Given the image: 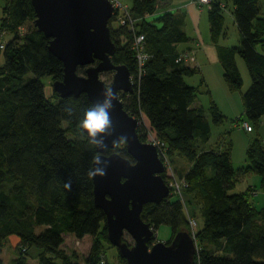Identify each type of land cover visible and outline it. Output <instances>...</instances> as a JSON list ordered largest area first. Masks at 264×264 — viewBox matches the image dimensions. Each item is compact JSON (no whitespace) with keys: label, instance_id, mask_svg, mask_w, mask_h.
<instances>
[{"label":"trees","instance_id":"16d2710c","mask_svg":"<svg viewBox=\"0 0 264 264\" xmlns=\"http://www.w3.org/2000/svg\"><path fill=\"white\" fill-rule=\"evenodd\" d=\"M131 1V24L117 20L115 10L108 21L116 44L111 59L125 64L132 75L133 91H120L119 97L127 112L139 120L136 130L142 141L151 132L165 147L166 156L177 153L189 160L183 190L196 193L203 215L195 232L194 264H264V204L256 208L252 197L256 189L250 185L244 191L233 189L251 170L260 174L264 186V144L259 133L264 114V50L257 48L264 43V16L259 0H232L231 9L227 0H211L206 5L210 39L216 45L227 88L242 87L237 56L244 60L251 77L249 86L241 91L246 120L238 116L234 122L239 126L248 122L256 134L246 150V165L238 169L231 162L229 141L217 148L205 147L210 121L202 105H192L197 87L186 80L197 73V67L191 66L192 62H175L180 52H192L175 48L176 43L188 39L180 27L181 18L169 10H157L161 0ZM4 2L0 35L7 32L10 36L0 40V248L15 234V248L20 252L11 264H33L25 254L31 245L42 249L37 264H110L101 253L105 214L93 202L96 143L81 134L79 125L91 102L86 93L61 97L53 88L54 100L46 96L40 78L62 79V61L49 50L50 38L33 22L20 35L19 28L35 18L31 0ZM226 9L240 33L235 46L220 43ZM138 34L144 35L147 54L140 72L133 48ZM28 72L33 76L25 79ZM209 110L214 123L226 118L212 98ZM116 150L131 159L123 141ZM170 189L160 203L145 204L141 216L154 228L168 224L173 235L188 229L189 217L183 199ZM38 227L43 228L36 231ZM67 233L78 239L85 235L93 238L82 262L64 251ZM203 241L221 248L222 253L201 247ZM119 257L126 264L125 258Z\"/></svg>","mask_w":264,"mask_h":264},{"label":"water","instance_id":"95a60500","mask_svg":"<svg viewBox=\"0 0 264 264\" xmlns=\"http://www.w3.org/2000/svg\"><path fill=\"white\" fill-rule=\"evenodd\" d=\"M33 24L48 36V48L62 61V79L52 81L61 97L86 93L91 104L111 100V126L91 138L98 154L93 161V202L105 214L106 236L126 264H194L197 251L188 229L177 230L169 240H157L154 227L141 216L147 203H160L170 194L163 173L165 164L157 147L142 141L139 120L123 107L119 92H132L129 68L111 59L116 44L108 21L115 8L110 0H31ZM85 66L84 73L78 68ZM112 71L107 84L100 74ZM107 89V93H105ZM123 141L131 159L116 150ZM99 142V143H97ZM103 170V174L94 173ZM128 233L130 243L124 238Z\"/></svg>","mask_w":264,"mask_h":264},{"label":"rangeland","instance_id":"374dc122","mask_svg":"<svg viewBox=\"0 0 264 264\" xmlns=\"http://www.w3.org/2000/svg\"><path fill=\"white\" fill-rule=\"evenodd\" d=\"M121 5L131 6L132 1L131 0H116ZM227 6L231 9L232 0H227ZM262 6H263V12H264V0H261ZM5 5L4 0H0V25H1V18L3 16V6ZM205 12H204V20L199 25L200 30L205 36L208 35V19H207V7L204 6ZM33 20L29 19L23 26L19 28L20 35H23L30 24H32ZM9 33H1L0 40L5 41L9 38ZM221 42L225 45L229 46H235L239 44L240 41V33L238 30V27L234 21V16L230 12V10L226 9L224 11V26L221 33ZM183 46H188L189 44L181 43ZM199 58L202 62H205L206 64L203 66L204 73L202 72L200 74H194L191 77H187V81L191 84H194V86L197 87V96L196 100L203 106L204 112L206 116L209 118L210 126H211V133L210 138L208 140V143L205 144V147H213L217 148L216 146H221V143L225 140L226 142L229 141L230 149H231V162L232 165L235 167V169H238V167L244 165L246 160V150L248 147L249 142L252 140L254 135L256 134L255 130L250 131V126L242 128V126L237 125V122H234L236 117L241 116L242 119L246 120V116L244 114V108L241 100V91H244L251 82V77L248 72L247 66L244 62V60L237 56V64L239 66L243 83L241 90H234L231 91V97H226V94H224L223 90L226 89L227 83L224 80L223 76V70L221 69L219 72L218 68L213 64V62H210V60L207 59L203 54H199ZM3 55L2 50L0 51V62H2ZM85 66H81L78 68V73L83 74L84 73ZM198 71V70H197ZM195 72V70H194ZM112 71H105L100 74L101 79H103L107 84H110L112 82ZM204 75L206 77V81L203 84H200V77ZM33 76L32 72H28L24 78H30ZM41 81L44 85V92L46 96L50 97L51 100H54L52 98V80L51 76L44 75L41 78ZM228 87V86H227ZM227 91V90H226ZM228 93V91H227ZM210 98L215 100L216 103H218L219 108H222L223 111L226 113V118L220 122V123H214L211 120V113L209 110L210 105ZM145 120V119H144ZM263 123L262 126L260 125V135L262 142L264 144V117L262 118ZM261 123V122H260ZM64 125H66V122H63ZM149 132V129H148ZM163 162L165 164V174L164 177L167 180V183L169 186H171L173 192L177 193V196H179L178 189L182 191V198L185 203V210L187 212V215L189 217V232L194 237V240L196 242L195 232L199 228L202 222V204L196 196V193L193 190H190L188 192L184 193L183 186V175L186 172V170L189 168L190 163L189 160L183 156L179 155L177 153L171 155L170 157H166V159H163ZM246 165V164H245ZM208 171V170H207ZM252 186L256 189V192L254 193L253 202H255L256 208H260L264 204V186L261 183V176L256 171H249L247 174H245L242 178H239L238 181L234 185L235 191H244L247 186ZM177 189V190H176ZM43 227L36 228V231L41 230ZM155 235L149 242V244L156 242L157 240H168L170 239V236H172V229L168 224H160L158 228H154ZM100 240H101V253L102 258L104 261H108L110 264H122L121 258L118 255L117 248L112 245L104 235V232L100 233ZM124 238L129 241L130 243H133V239L128 233H124ZM18 242V236L15 234L9 235L4 241L3 245L0 248V263L1 264H11V260L17 255L18 251L15 248ZM93 242V238L91 236H85L82 239H78L74 237L73 235L66 234L65 240L62 244L64 251L70 256H73L78 261L82 262L84 259V256L88 252L90 245ZM201 247L205 248L206 250L212 251L214 253H222V249L219 247H215L212 245H208L205 241L201 243ZM41 248L36 245H31L28 247L27 251L25 252L28 260L33 263H38L37 255L39 252H41ZM20 252V251H19ZM197 252L195 254V262L197 260L196 258Z\"/></svg>","mask_w":264,"mask_h":264},{"label":"crops","instance_id":"0c3cea01","mask_svg":"<svg viewBox=\"0 0 264 264\" xmlns=\"http://www.w3.org/2000/svg\"><path fill=\"white\" fill-rule=\"evenodd\" d=\"M259 2L261 6V14L264 16L261 0H259ZM204 6L206 5H197L192 0H161L157 4V10H160V11L169 10L170 12H173L176 16L181 18L182 23L180 27L185 31V33L188 36L187 41H185L184 43L189 44V45L183 46L181 43H176L175 48L177 51L189 49L193 52L195 58H194V61L190 63V65L197 67V70H198L197 73L200 72V74L202 72L204 73L203 66L206 63L200 60L199 54H203L206 57L207 62L209 59L210 62H213V64H218V65H215L218 68L217 72H219L221 69L223 70L220 60L217 55L216 45L210 39L209 20H208V25H207L208 35L205 36V38H204V34L199 28L200 23L202 22V20H204V12H205ZM207 19H208V10H207ZM220 43L223 44L221 40H220ZM263 45L264 43H259L257 45V48L259 50H264ZM197 73H194V74H197ZM191 76H187V77H191ZM202 79L204 83L206 81V77L202 75V77H200V83L202 82ZM226 90L228 91V93ZM223 92L224 94H226V97L228 98L231 97L230 95L231 93H229L230 91L227 88V86H226V89L223 90ZM192 105L199 106L201 104L195 99ZM220 110L224 112L222 108H220ZM263 117H264V114L261 116V120ZM262 123L263 121H261L260 123L261 126H262ZM259 132L261 133L260 126H259ZM68 234L69 233H67V235ZM85 236H89V235H85Z\"/></svg>","mask_w":264,"mask_h":264},{"label":"built area","instance_id":"2783aa9c","mask_svg":"<svg viewBox=\"0 0 264 264\" xmlns=\"http://www.w3.org/2000/svg\"><path fill=\"white\" fill-rule=\"evenodd\" d=\"M110 1L112 2L113 6L115 8V11H117V13H116L117 20H119L121 23H125L126 21H129V23L131 24L132 20L130 18L128 6L121 5L116 0H110ZM192 1L195 2L197 5H209L211 3V0H192ZM143 41H144V35L138 34L135 37L134 45H133V48L135 51V56H136L137 61H138L139 72L141 71V67L145 61V58L147 57V54L143 50ZM0 46L2 47L3 44H0ZM194 58L195 57H194L193 52L183 51V52H180L175 57V62L189 63V62H193ZM241 125L245 128L249 127V124L246 121L242 122ZM146 141L153 143L157 147L159 156L161 157L162 161H163V159H166L167 156L165 155V147L151 132L148 134ZM173 190H174V188H173ZM178 191H179V196L182 197V192L180 191V189H178L177 192Z\"/></svg>","mask_w":264,"mask_h":264},{"label":"clouds","instance_id":"9594fccd","mask_svg":"<svg viewBox=\"0 0 264 264\" xmlns=\"http://www.w3.org/2000/svg\"><path fill=\"white\" fill-rule=\"evenodd\" d=\"M105 89V93H107ZM113 107L111 100L105 95L103 103L99 101L89 105L84 109L83 115L79 118L81 134L84 137L95 138L97 135H103L111 126L110 112ZM71 114V110H69ZM99 143V142H97ZM103 174V170L97 169L94 173ZM171 191V189H170Z\"/></svg>","mask_w":264,"mask_h":264}]
</instances>
